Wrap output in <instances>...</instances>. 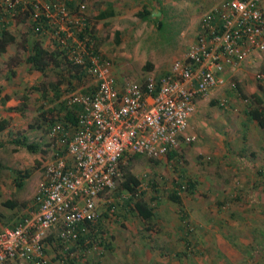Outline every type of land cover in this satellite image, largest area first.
Here are the masks:
<instances>
[{"label": "rangeland", "instance_id": "374dc122", "mask_svg": "<svg viewBox=\"0 0 264 264\" xmlns=\"http://www.w3.org/2000/svg\"><path fill=\"white\" fill-rule=\"evenodd\" d=\"M220 1L85 2L97 50L114 61L119 82L125 84L166 74L175 61L184 59L196 40L202 16ZM110 4L115 16L98 20ZM8 30L16 41L0 53V121H9V127L0 132V231L34 209L45 166L53 160L52 139L42 114L62 111L67 96L86 87L69 84L71 64L65 57L60 67L50 65L45 74L27 62L35 41L50 51L54 42L37 33L28 15L12 21ZM263 68L264 59H250L227 73L225 87L198 103L190 127L197 138L193 144L172 158L151 161L138 156L129 163L141 182L139 198L154 208L156 219L147 223L126 211L124 201L129 194L119 191V180L100 202L103 211L111 203L117 207L116 218L103 219L109 248L90 251L80 264H264V193H249L258 188L248 175L233 177L235 172H227V168L234 171L240 159L247 170L249 164L253 170H264V151L260 150L264 130L247 116L259 106L264 110V86L257 80ZM62 78L65 82L57 98L51 85ZM255 95L262 99L261 105ZM24 96L29 100L23 102ZM6 97L10 100L5 101ZM64 113L59 117L64 118ZM23 136L44 154L12 143ZM260 161L263 164L256 166ZM261 176L264 180V173ZM189 182L196 184L193 191L179 190L178 183L187 186ZM212 189L217 193H211ZM175 192L180 204L171 200ZM60 249L49 248L52 264H58Z\"/></svg>", "mask_w": 264, "mask_h": 264}, {"label": "built area", "instance_id": "2783aa9c", "mask_svg": "<svg viewBox=\"0 0 264 264\" xmlns=\"http://www.w3.org/2000/svg\"><path fill=\"white\" fill-rule=\"evenodd\" d=\"M68 2L0 0V30L23 14L38 24L37 32L46 22L52 32L44 34L85 72L81 81L89 91L66 98L69 109L79 108L74 125L60 118L49 130L53 160L34 209L14 229L0 231V264H52L48 251L57 246L58 264H80L101 250L104 216L116 218L117 207L103 211L100 202L122 180L126 157L159 161L193 144L189 131L199 100L225 87L227 73L264 59L262 0H224L202 16L195 42L166 74L119 87L114 61L97 50L86 2L74 0L73 9ZM257 80L264 86V68Z\"/></svg>", "mask_w": 264, "mask_h": 264}, {"label": "trees", "instance_id": "16d2710c", "mask_svg": "<svg viewBox=\"0 0 264 264\" xmlns=\"http://www.w3.org/2000/svg\"><path fill=\"white\" fill-rule=\"evenodd\" d=\"M68 6L71 9H73L75 7L74 0L69 1ZM108 7H109V9L107 11H105L99 15L98 20H105V19H108V18H111L114 16L115 13H114L113 6L110 4ZM42 20H44V19H42ZM88 22H89V27H90L91 31L94 33V30H92L93 27L90 24V21H88ZM37 25H38L37 23H35V22L33 23V28L35 30L38 28ZM42 25H44L43 26L44 29L40 32H37L39 35H45L44 34L45 30H47V32H52L51 27H49V25H46V22L42 21ZM9 27H10V25L7 24L0 30V53H5L7 50V47L16 41L15 36H13L12 33L8 30ZM89 27H87V29ZM52 48L53 49L50 51V50L43 47V43L40 40L35 41L32 45V49H31L30 55L27 59V62L36 71H38L42 74H45V72L47 71L48 67H50V65L60 67L61 61L64 57V53H63V51H61L59 49V46L55 42H53ZM70 66H71V68L68 70V77H69L68 82H69V84L70 85H73L74 83L79 84V85L82 84L81 80L85 76V72L77 66H74V65H70ZM64 82L65 81L62 78L57 83H54L51 85V88L54 91L55 96L57 98L61 97V86L64 84ZM83 92L87 93L89 91H87V89H84ZM254 97H255L257 103L259 105H261L262 99L256 95ZM8 100H10V98L6 97L5 101H8ZM28 100H29L28 97H26V96L23 97V102H26ZM61 106H62L61 107L62 111H60V110H49L48 112L42 114V117L48 123V127H49L48 129L49 130L52 128V126L54 125L55 122L60 120L59 116L62 114V112H65L64 113V120L67 123L73 124V125L76 123V111L79 110V108L76 107L73 109H69L67 107L66 102H65V104L63 103ZM247 116L251 121L256 122L258 124V126L264 130V110L260 106L255 108V109H251L250 111H248ZM8 127H9V121L8 120L0 121V132H4ZM12 143L15 146H17L19 148H24L33 154H36L39 152L44 154V152L41 151L40 147L34 143L29 142V140L26 136L15 139L14 141H12ZM174 155H175V153L171 154L169 157L172 158ZM138 156H141V155L127 156L125 162L122 164L123 178H122V182L120 183L119 191H124V192L127 191L129 194L127 199L124 201L125 205L128 207V209L126 211L128 213H133L138 218H140L142 221L149 223V222H153V220L156 219L157 214H156L154 208L149 203L144 201L142 198H139L140 193L143 194V192L140 191L141 182L131 173L130 168H129V163L134 158H136ZM150 160L155 161L152 159H150ZM261 174H262V171H261ZM16 182L18 183L19 186H21L20 185L21 183L17 179H16ZM177 186L179 187V190H184L187 188L188 191H193L196 187V184L189 182L188 185L186 186L184 183H178ZM152 199L156 200L155 198H152ZM171 200L180 204V198L178 197L177 192H175L171 196ZM117 215H118V213L116 214V216ZM105 217L107 218L108 216L105 215ZM20 221L18 223H16L14 226H12L10 229H14L20 223ZM102 228H103V226H102ZM106 234L107 233L104 230L101 231V235L103 237ZM83 240L84 239H81V242H83ZM100 245L104 249L109 248V243L107 242V240L101 241Z\"/></svg>", "mask_w": 264, "mask_h": 264}, {"label": "crops", "instance_id": "0c3cea01", "mask_svg": "<svg viewBox=\"0 0 264 264\" xmlns=\"http://www.w3.org/2000/svg\"><path fill=\"white\" fill-rule=\"evenodd\" d=\"M69 1H73V0H69ZM76 2H79V1H81V0H75ZM82 1H86V0H82ZM222 1H224V0H222ZM222 1H220V2H218L216 5H213V7L212 8H214L215 6H217L218 4H220ZM212 8H210V10L212 9ZM108 9H109V7H108ZM108 9H106V11L108 10ZM114 9V8H113ZM114 13H115V10H114ZM114 16H115V14H114ZM113 16V17H114ZM112 18V17H111ZM109 19V18H108ZM91 24V23H90ZM198 29H199V26H198ZM198 29H197V32H198ZM197 35V34H196ZM48 36V38L51 40V37H50V35H47ZM115 76H116V79H117V84H118V86L120 87L121 85H123V83H120L119 82V78L117 77V71H115ZM261 87H262V85H260ZM204 100H206V99H204ZM201 100H199V102H200ZM203 101V100H202ZM198 102V103H199ZM196 113V112H195ZM195 115V114H194ZM194 115H193V117H194ZM192 117V118H193ZM193 123V120L191 119V124ZM254 123H256V122H254ZM258 125V124H257ZM190 132V131H189ZM190 134L191 135H194V136H196L194 133H192V132H190ZM260 150H262V151H264V146L263 145H261L260 146ZM257 164L258 165H256V166H259V165H261V164H263V162L262 161H260V162H257ZM249 169L251 170H247V167H245L244 165H243V159H240V161H236V163H235V168H234V171H231L229 168H227L228 169V171L227 172H235V173H232L233 175V177H235L236 175H242V177H243V175H248V181L249 180H251V181H254L255 182V185L257 186V188H258V190L256 191V192H254V189H251V191H249V193H264V191H263V189H264V186L262 185L263 184V182H264V180L262 179V176H261V171H263L262 169H260V170H258L257 171V168L256 169H252L251 167H252V165L251 164H249ZM255 167V166H254ZM253 167V168H254ZM244 169H246V170H244ZM219 178H221V179H223L222 177H221V175H219L218 176ZM242 180H244V179H242ZM211 193H217L215 190H213L212 189V191H211ZM248 193V192H247ZM223 202V201H222ZM218 204H221V202H219ZM209 227H212V226H209ZM183 228V227H182Z\"/></svg>", "mask_w": 264, "mask_h": 264}]
</instances>
